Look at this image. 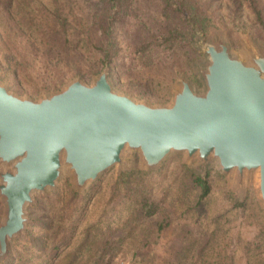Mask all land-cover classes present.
Listing matches in <instances>:
<instances>
[{
	"label": "rangeland",
	"instance_id": "374dc122",
	"mask_svg": "<svg viewBox=\"0 0 264 264\" xmlns=\"http://www.w3.org/2000/svg\"><path fill=\"white\" fill-rule=\"evenodd\" d=\"M254 1L264 11V0ZM249 3L205 0L213 23L206 41L228 40L241 58L254 42L264 48V28ZM104 6L103 0L15 1L0 23V81L16 95L40 101L76 79L91 85L108 67L117 91L155 106L172 104L182 76L195 89H204L196 71L204 53L191 33L171 48L144 41L159 26V0H135L130 16L117 26L120 52L111 74L99 49ZM26 10L37 18L32 37L20 32L30 22ZM42 32L52 33L50 46L65 43L66 49L42 53ZM200 168L185 154H172L160 169L148 170L128 150L121 164L83 191L75 189L64 170L56 190L34 194L35 202L26 210V232L10 242L0 264H264V206L256 172L238 182L217 161ZM4 170L13 167L0 163ZM190 170L208 179V197L200 200ZM130 171L137 173L127 191L121 176ZM141 195L159 204L154 218L139 217ZM4 215L0 196V224ZM142 239L155 243L139 246ZM107 240L111 249L103 261L101 248Z\"/></svg>",
	"mask_w": 264,
	"mask_h": 264
},
{
	"label": "water",
	"instance_id": "95a60500",
	"mask_svg": "<svg viewBox=\"0 0 264 264\" xmlns=\"http://www.w3.org/2000/svg\"><path fill=\"white\" fill-rule=\"evenodd\" d=\"M200 35L203 90L182 76L171 105H152L117 91L110 69L88 85L76 79L40 101L11 92L0 81V261L10 242L26 232L34 194L56 190L67 170L83 191L122 163L128 150L142 166L158 170L172 154L200 169L215 161L238 182L256 172L264 206V48L246 58L228 40Z\"/></svg>",
	"mask_w": 264,
	"mask_h": 264
},
{
	"label": "trees",
	"instance_id": "16d2710c",
	"mask_svg": "<svg viewBox=\"0 0 264 264\" xmlns=\"http://www.w3.org/2000/svg\"><path fill=\"white\" fill-rule=\"evenodd\" d=\"M15 1L18 0H0V23L5 19L6 14H10V10L13 8ZM105 3L104 9L102 11V16L99 19L98 32L100 34V42L102 46L99 48L103 54L104 66H109L111 68V74L114 72V63L119 55L120 47L119 40L117 38V26L130 16L132 12L133 4L135 0H103ZM205 0H159L161 8V19L159 21V26L154 29L152 36L145 38L144 41H151L153 43H158L157 46H167L169 48L175 47L177 44L185 40V35L189 33L192 34L193 39L200 41V35L208 37L211 32V27L213 26L211 18L206 14V7L204 5ZM248 8L252 11L255 21L264 28V11L254 0H249ZM4 3V4H3ZM6 11V12H5ZM29 15L28 25L21 26L20 32L25 31V33L32 37L35 35V26L38 25L36 22L37 18L33 15V10H26ZM40 25H42L40 23ZM52 30L56 27L55 24L51 23ZM1 28V24H0ZM44 32H42V35ZM52 33L47 32L42 36L43 48L40 49L42 53L46 55H52L53 53H61L62 49H66L65 43H58V46H50L49 38ZM197 80V78H193ZM192 184L194 188H199L201 190L200 200L208 197L211 193V185L207 178L195 174L191 171ZM137 172H125L122 176V182L127 187L132 183V176ZM137 205L140 208V218L148 220L149 218H154L159 211V204L151 201L148 197L141 195V199L137 201ZM162 225H159V229ZM145 239V238H143ZM140 240L139 246H145L149 243H155L151 240ZM110 240L103 242L101 251L103 253V261L109 254L111 249ZM101 247V246H100ZM107 262L103 264H110Z\"/></svg>",
	"mask_w": 264,
	"mask_h": 264
}]
</instances>
